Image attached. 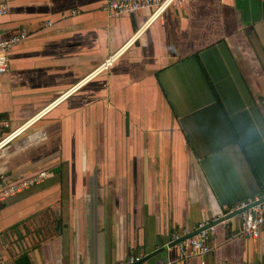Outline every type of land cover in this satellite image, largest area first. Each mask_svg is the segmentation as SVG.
<instances>
[{"label":"crops","instance_id":"crops-1","mask_svg":"<svg viewBox=\"0 0 264 264\" xmlns=\"http://www.w3.org/2000/svg\"><path fill=\"white\" fill-rule=\"evenodd\" d=\"M104 1L0 0L3 35H29L0 74L1 133L17 132L0 180L48 173L0 201V264H200L173 235L264 190V0L150 22ZM209 246L204 264H264V228L237 218Z\"/></svg>","mask_w":264,"mask_h":264},{"label":"built area","instance_id":"built-area-1","mask_svg":"<svg viewBox=\"0 0 264 264\" xmlns=\"http://www.w3.org/2000/svg\"><path fill=\"white\" fill-rule=\"evenodd\" d=\"M182 0H105L101 5V9L110 17H118L121 15H135L142 11H148L149 16L147 22L154 21L161 17L165 11L173 6L178 5ZM7 13V7L0 5V17ZM71 16L76 15L72 11ZM63 18V17H62ZM29 37L25 31L19 32L17 35L5 37L0 28V74L7 71L9 53L16 46L27 40ZM114 56H110L101 65V69H107L111 66ZM17 132L4 136L1 133L0 126V150L14 139ZM48 173L39 172L27 178H19L12 181L0 180V201L6 197L22 192L24 189L38 184L47 177ZM238 213L237 218L240 224V234L250 238L257 239L264 228V190L252 197H247L231 205L225 206L221 215L216 219L228 216L232 213ZM231 219L225 220L229 221ZM201 222L197 225L198 233L187 238L188 232L175 234L172 242H177L180 258L200 257L201 263L204 264V258L211 251L209 246L210 237L214 233V226H209L211 222ZM223 221V222H225ZM221 222V223H223ZM143 256L130 255L128 258L117 264H142Z\"/></svg>","mask_w":264,"mask_h":264},{"label":"water","instance_id":"water-1","mask_svg":"<svg viewBox=\"0 0 264 264\" xmlns=\"http://www.w3.org/2000/svg\"><path fill=\"white\" fill-rule=\"evenodd\" d=\"M238 213H240V212H235V213H232V214H230L228 216H224L222 218L216 219L215 221L211 222L209 226H216V225L220 224L221 222H223L225 220L233 219ZM197 233H198V230L195 231L194 233H191V234L187 235V238H190V237L194 236ZM175 243H177V242H175Z\"/></svg>","mask_w":264,"mask_h":264}]
</instances>
